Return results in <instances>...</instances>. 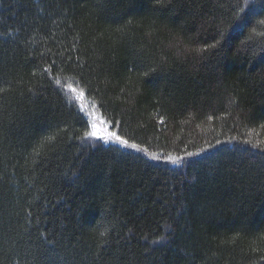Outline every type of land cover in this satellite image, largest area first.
<instances>
[{
    "label": "trees",
    "instance_id": "1",
    "mask_svg": "<svg viewBox=\"0 0 264 264\" xmlns=\"http://www.w3.org/2000/svg\"><path fill=\"white\" fill-rule=\"evenodd\" d=\"M0 264H264V0H0Z\"/></svg>",
    "mask_w": 264,
    "mask_h": 264
},
{
    "label": "rangeland",
    "instance_id": "2",
    "mask_svg": "<svg viewBox=\"0 0 264 264\" xmlns=\"http://www.w3.org/2000/svg\"><path fill=\"white\" fill-rule=\"evenodd\" d=\"M65 92L68 94L69 99L72 103L82 111L85 116L88 118L90 123V132L95 131L97 135L95 137L86 136V140L90 141L91 143H100L102 145H113L119 148H127L130 149L129 151H137L138 149H134L128 145L121 144L119 141L116 140V135H113L114 132L111 131L105 122L99 117L98 113L94 110L89 109L83 100V96L81 93L73 90V89H66ZM95 125V128H93Z\"/></svg>",
    "mask_w": 264,
    "mask_h": 264
},
{
    "label": "snow or ice",
    "instance_id": "3",
    "mask_svg": "<svg viewBox=\"0 0 264 264\" xmlns=\"http://www.w3.org/2000/svg\"><path fill=\"white\" fill-rule=\"evenodd\" d=\"M93 128H95V125H93ZM86 136H91V137H95L97 135V133L95 131H92V132H88V133H85ZM115 135V134H113ZM117 141H119L121 144H124V145H127V141L125 140H121L119 136H116L115 137ZM130 147L132 148H136L137 146L135 144L133 145H130ZM170 159H173V158H170Z\"/></svg>",
    "mask_w": 264,
    "mask_h": 264
}]
</instances>
